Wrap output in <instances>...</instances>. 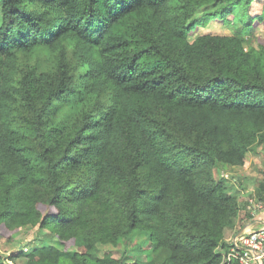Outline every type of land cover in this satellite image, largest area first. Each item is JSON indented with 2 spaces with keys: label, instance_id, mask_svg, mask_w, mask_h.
Returning a JSON list of instances; mask_svg holds the SVG:
<instances>
[{
  "label": "trees",
  "instance_id": "16d2710c",
  "mask_svg": "<svg viewBox=\"0 0 264 264\" xmlns=\"http://www.w3.org/2000/svg\"><path fill=\"white\" fill-rule=\"evenodd\" d=\"M258 22L264 0H0V228L56 239L0 264H139L99 255L137 231L146 264H223L242 206L217 173L264 149Z\"/></svg>",
  "mask_w": 264,
  "mask_h": 264
},
{
  "label": "rangeland",
  "instance_id": "374dc122",
  "mask_svg": "<svg viewBox=\"0 0 264 264\" xmlns=\"http://www.w3.org/2000/svg\"><path fill=\"white\" fill-rule=\"evenodd\" d=\"M227 20H213L203 31H210L221 34L232 35L239 28V24L233 23V16L228 17ZM248 38L252 39L253 44L258 46L259 43H264V23L258 22L251 28ZM217 176H225L228 178L230 184V193L238 197L241 204V213L243 215L242 223L249 222L254 223L264 221V200L257 196V190L261 182H264V149L262 145H257L248 153V163L245 166H226ZM228 176V177H227ZM254 199L256 206L259 210L253 212L254 209H249V200ZM253 213L254 215L250 214ZM252 219H251V218ZM13 237L10 240L0 228V252L9 255L11 252L20 248L31 249L38 245L52 244L56 240L53 233L47 228H41L39 226H24L21 229L12 233ZM236 236L232 234L228 237V241L231 243V238ZM141 244L142 250L140 252L134 250L135 244ZM149 241L145 234L137 231L133 238L121 243L118 246H114L111 243L99 245V255L102 256L105 250L109 249H123L127 250V261L132 263L134 261L135 252L136 257L141 258L139 264H146L145 261L149 260L152 256L151 248L149 247ZM13 262V261H11ZM13 263L26 264L25 259H17Z\"/></svg>",
  "mask_w": 264,
  "mask_h": 264
},
{
  "label": "built area",
  "instance_id": "2783aa9c",
  "mask_svg": "<svg viewBox=\"0 0 264 264\" xmlns=\"http://www.w3.org/2000/svg\"><path fill=\"white\" fill-rule=\"evenodd\" d=\"M256 204L254 201L250 208H258ZM223 254V264H264V221L231 238L229 250Z\"/></svg>",
  "mask_w": 264,
  "mask_h": 264
},
{
  "label": "crops",
  "instance_id": "0c3cea01",
  "mask_svg": "<svg viewBox=\"0 0 264 264\" xmlns=\"http://www.w3.org/2000/svg\"><path fill=\"white\" fill-rule=\"evenodd\" d=\"M242 217H243V215H242V213L240 212V215H239V218H238V221H237L236 226H235L234 228H230V229H228V230L226 231V234H225V240H227L228 237L231 236L232 234H240V233H241L242 231H244L246 228H250V227H252V226H254V225H257V223H259V222L254 223V221H252L251 223H249V222H247V221L242 223V221H243V220H241ZM250 218H251V217H250ZM252 218H253V217H252ZM252 218H251V219H252ZM220 250H221L222 252H225L226 249L220 247Z\"/></svg>",
  "mask_w": 264,
  "mask_h": 264
}]
</instances>
